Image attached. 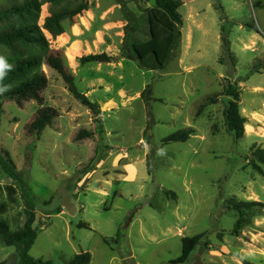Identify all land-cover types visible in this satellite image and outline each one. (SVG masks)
<instances>
[{"label":"rangeland","instance_id":"obj_1","mask_svg":"<svg viewBox=\"0 0 264 264\" xmlns=\"http://www.w3.org/2000/svg\"><path fill=\"white\" fill-rule=\"evenodd\" d=\"M39 1L38 24L51 45V37L60 33L53 36L44 19L62 10L79 12L59 19V31L79 30L78 22L89 27L79 31L81 38L100 30L96 45L82 56L102 49L109 62L78 58L70 69L82 92L96 75L112 89L91 94L98 106L92 113L43 63L38 69L48 83L42 105L35 100L2 104L0 154L8 153L35 205L37 235L30 255L56 264L82 251L90 253L89 264H264V206L248 209L237 233L238 213L228 206L230 200L264 204V167L259 164L260 173L248 159L254 149L264 148V67L250 71L264 61V0H182L178 48L158 70L142 68L122 52L126 11L143 16L153 0ZM141 27L147 30L145 23ZM186 34L192 36L190 45ZM9 54L0 53V59L11 62ZM64 69L69 73L65 64ZM229 83L239 92L245 117L238 139L223 117ZM147 85L150 90L141 97ZM120 89L124 96L117 95ZM99 98L115 104L101 105ZM44 105H53L57 114L39 134L30 133L28 124ZM189 127L193 133L186 141L162 142ZM130 163L132 175L124 169ZM9 183L13 180L0 167V187ZM0 201H6L4 191ZM23 208L17 189L16 202L2 215L12 229L23 223ZM198 233L203 235L188 259L175 262L181 237ZM0 264H19L14 246L1 240Z\"/></svg>","mask_w":264,"mask_h":264},{"label":"trees","instance_id":"obj_2","mask_svg":"<svg viewBox=\"0 0 264 264\" xmlns=\"http://www.w3.org/2000/svg\"><path fill=\"white\" fill-rule=\"evenodd\" d=\"M63 0H50L59 3ZM148 1V0H146ZM151 6L145 8L144 15L133 17L126 11L129 19L125 26V40L122 47L123 55L128 59L135 60L142 68L149 70L163 69L173 58L178 48L181 38L180 25L182 23L181 14L178 11L182 0H153ZM123 7L124 4H123ZM220 7V6H219ZM41 12V2L39 0H5L0 3V53L9 54L10 66L5 70V74L0 78V116L4 101H14L21 106L27 100H35L42 105V90L47 86L48 79L42 70L41 64L47 65L55 70L64 83L69 93L82 105L86 106L92 113H98V106L89 97L80 91L74 82V77L64 69V59L59 55L49 53V40L42 33L38 19ZM79 12L78 9L71 11L62 10L44 19V27L53 32V36L60 33L59 19ZM145 23L147 30L141 27ZM138 36H137V34ZM145 33V37H142ZM222 44L227 50L228 40L222 37ZM110 56L105 52L89 53L80 57L82 62H109ZM264 67V61L255 64L251 72L259 71ZM150 85L146 86L140 96L144 97L149 92ZM147 94V93H146ZM224 94L231 98L226 102L223 109L225 127L235 139L244 135L245 117L239 110V92L232 84H227ZM147 107V101L145 103ZM57 110L49 105L41 106L37 109L34 118L28 124L30 133L39 134L46 126L50 125L56 116ZM150 116V112H148ZM151 117V116H150ZM192 128L177 130L162 139L163 143L172 141H186ZM81 135V134H80ZM87 135V134H83ZM81 135L80 137H82ZM248 158L253 168L260 173L264 167V148H256ZM0 167L13 180V183L0 187V191L6 194V201H0V240L8 246H14L19 264H56L51 259L34 258L29 250L36 238V229L33 226L36 212L33 198L25 179L16 170L15 164L8 153L0 154ZM17 189L21 191L23 200L24 221L16 229H12L10 224L2 215L7 211L8 204L16 202ZM166 194L172 193L164 191ZM228 206L238 213V218L234 224L233 232L237 233L246 223L247 210L255 206H264L258 201H236L230 200ZM79 226H88L84 222H79ZM202 233L185 235L181 237V253L174 261L184 262L188 259L194 247L202 237ZM104 241H107L104 238ZM91 255L88 251L74 254L65 264H89Z\"/></svg>","mask_w":264,"mask_h":264},{"label":"crops","instance_id":"obj_3","mask_svg":"<svg viewBox=\"0 0 264 264\" xmlns=\"http://www.w3.org/2000/svg\"><path fill=\"white\" fill-rule=\"evenodd\" d=\"M78 25H79V28H78L79 30H76L73 26H70L68 28L61 27L60 34L57 35L55 38L51 37V40H50L51 42H53V45L50 44L49 53L61 56L64 59L65 67L68 69L69 73L72 76L75 75V71L74 69L71 70L70 67L74 65V63L78 60V58H80L84 52H87V50L91 48L94 43L96 45V41H97L96 38L100 31L97 28L92 29L88 33V37L86 35L85 38H81L80 32L89 30V27L87 25H83L81 22H78ZM89 36H91L92 40L89 39ZM185 38H186V45L187 44L190 45L191 40H192L191 34L190 35L186 34ZM248 40H250V42L252 43H255L257 40V37L254 34H250V36L248 37ZM96 52L101 53L103 52V50L101 49ZM96 64L103 65V62H97ZM95 80L96 82H94L93 79H90L88 82V88L86 89V91H84V93L89 98L91 97V94L94 93V91L97 88L100 90H104V92H107L110 89H112L110 84H105L104 82H102V78L99 77V75H96ZM102 83H104V85H101ZM117 92H118L117 95L123 94L124 96L125 94L124 89H120ZM135 95H139L138 91L135 92ZM135 95H133L132 97H134ZM97 102L101 105L104 104L106 106H112L113 104H115V101L111 98L105 99V100L99 98L97 99ZM51 106L54 107L53 105ZM124 166H125L124 169L126 171H129L130 175H132L134 171H136L134 164L130 163V164H125ZM138 167H139V171L143 173L142 167L141 166H138Z\"/></svg>","mask_w":264,"mask_h":264},{"label":"clouds","instance_id":"obj_4","mask_svg":"<svg viewBox=\"0 0 264 264\" xmlns=\"http://www.w3.org/2000/svg\"><path fill=\"white\" fill-rule=\"evenodd\" d=\"M10 66L3 61L2 59H0V78L3 77V75L5 74V70L8 69ZM4 89H0V91H3Z\"/></svg>","mask_w":264,"mask_h":264}]
</instances>
